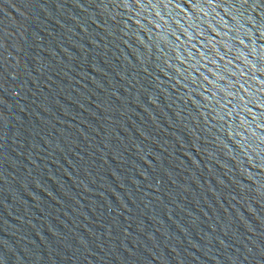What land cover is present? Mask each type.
<instances>
[{
    "label": "water",
    "instance_id": "1",
    "mask_svg": "<svg viewBox=\"0 0 264 264\" xmlns=\"http://www.w3.org/2000/svg\"><path fill=\"white\" fill-rule=\"evenodd\" d=\"M0 264H264V0H0Z\"/></svg>",
    "mask_w": 264,
    "mask_h": 264
}]
</instances>
